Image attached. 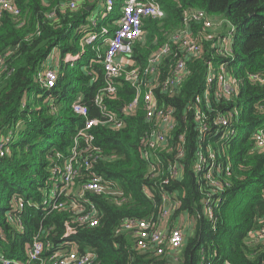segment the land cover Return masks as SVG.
<instances>
[{
    "label": "trees",
    "instance_id": "trees-1",
    "mask_svg": "<svg viewBox=\"0 0 264 264\" xmlns=\"http://www.w3.org/2000/svg\"><path fill=\"white\" fill-rule=\"evenodd\" d=\"M72 0H16L21 10L22 26L8 14L0 18V56L5 57L8 71L0 74V135L12 130L10 152L0 157V231L4 240L2 252L14 258L23 255V245L33 232L19 234L7 221L14 216L12 200L23 196L32 202H41L40 183L47 180L48 168L56 161L55 153L67 155L72 147L76 131L83 127V118L72 112L71 104L78 95L87 107L88 117H98L94 96L102 86L103 70L93 64L84 69L83 62L61 63L54 88L43 89L35 76L41 70L50 52L59 48L62 57L79 50L77 28L85 26L88 4L84 2L75 10L59 11L58 7ZM86 1V0H85ZM100 1V0H95ZM166 12L159 26L147 20L148 38H160L161 30L180 27L182 14L200 10L208 17L222 19L234 31L233 61L230 73L237 81L248 73H264V0H157ZM122 0L118 1L121 3ZM53 16H50L52 12ZM153 42L143 49L136 47L138 62L144 65ZM135 54V53H134ZM208 55H205V59ZM206 61H189L190 75L180 93L168 100L176 108L177 128L175 136L185 132V155L181 160L182 174L178 179L164 185L160 177L147 174L145 162L138 151L139 135L144 127L141 111L127 119L121 131L98 126L92 130L94 144L101 152L95 164L96 172L104 179L114 182L122 197L88 194L99 213V225L83 228L76 238L80 249L90 248L98 255L96 264H262L264 247L249 246L247 235L256 230L264 215V152L254 150L250 131L264 123V114L255 112V104L264 98V87L240 83V93L234 102L212 107L226 111L237 106L239 116L235 121L239 140L230 144L208 139L202 143L205 153L207 143L216 153V160L230 167L226 178L229 187H224L213 196L218 198L212 208V218L202 214L204 180L195 173L194 151L198 135L192 129L191 111L184 114L186 104L201 89ZM83 68V69H82ZM96 78V79H95ZM69 81L64 84V81ZM91 80V84L89 81ZM133 98V91L122 83L115 99L105 104L118 111ZM213 112L210 111V114ZM241 130V131H240ZM207 155V154H206ZM171 159V158H170ZM163 164H166L164 160ZM167 168H163V171ZM39 179V181H37ZM224 180V178H222ZM200 185L203 190H200ZM149 188L148 197L144 188ZM176 194L179 207L175 215L186 214L192 223L193 233L184 242L173 262L166 256H150L132 251L131 239L115 235L122 220L156 219L162 205L163 195ZM18 216V215H17ZM67 213H51L46 216L41 208L24 205L21 215L24 225L56 227L63 230ZM30 227V226H29ZM25 228V227H24ZM31 230V228H30Z\"/></svg>",
    "mask_w": 264,
    "mask_h": 264
},
{
    "label": "built area",
    "instance_id": "built-area-1",
    "mask_svg": "<svg viewBox=\"0 0 264 264\" xmlns=\"http://www.w3.org/2000/svg\"><path fill=\"white\" fill-rule=\"evenodd\" d=\"M81 1L83 0H72L58 9L61 12L75 10ZM118 1L101 0L89 9L85 26L75 30V35L79 36V52L76 55L68 52L62 59H55L50 55L45 67L35 76L36 82L43 89L49 90L57 83L59 64L82 59L85 60L83 70L93 64L99 65L103 70V83L93 102L100 115L88 117L81 95L72 102V112L83 118V127L76 131L67 155L55 153L56 161L51 162L48 168L49 177L38 186L41 202H32L23 196H16L12 200L13 206L8 217L11 212L14 216L7 221L19 234L24 235L26 230L33 232V235L24 242L21 257L10 258L4 255L1 247L3 244H0V264L97 263V253L90 248L81 250L76 240L83 228H95L99 225L98 209L88 194L122 197V193L114 182L102 178L96 172L95 164L101 159V152L94 144L92 130L95 127L121 131L126 127L127 119L141 111L144 127L139 135L138 151L146 164L148 176L160 177V182L164 185L181 176L185 132L175 136L178 122L176 108L168 100L180 93L189 77V61H206L201 89L183 110L184 114L191 111L192 129L198 135L193 168L195 173L201 174L206 186L202 200L204 216L212 218V208L218 200L213 199V196L224 187H229L226 178L230 175V167L226 165L221 170L222 166L216 160V153L209 143L205 153L201 148L202 143L208 139L223 144L239 140L235 127L239 112L235 105L226 111H220L212 107L210 99L216 105L234 102L240 93V83L244 80L249 85L264 87V73H248L245 79L237 81L230 73L233 61V28L224 20L208 17L200 10L183 13L180 27L162 29L160 38L153 39L155 50L149 52L146 64L135 68L132 65L133 55L135 47L143 44L146 38V21L154 20L162 26L166 13L157 0H122L119 5ZM54 13L53 11L50 16ZM4 14L10 15L18 22V26H22L24 18L20 17L21 10L16 0H0V18ZM218 20L219 25L225 27L224 32H215ZM145 45L146 42L142 48ZM7 55L0 56V74L8 71L5 63ZM205 55H208L206 59ZM89 83L91 84V80ZM122 83L133 91V98L118 111H114L104 101L115 99ZM210 111L213 113L210 114ZM255 112L264 114V98L255 104ZM11 137V129L4 130L0 135V157L9 154L8 143ZM249 137L254 150L264 152V123L251 130ZM163 168L167 169L163 171ZM200 190H203L202 185ZM144 192L148 197L152 196L149 188L145 187ZM122 201L123 197L118 203ZM179 204L176 194L163 195L156 219L122 220L115 235L130 238L132 251L137 254L166 256L177 262L184 244L186 217L181 215L183 224L178 222V227L169 228L173 226L167 227L163 223ZM24 205L41 208L46 216L51 213H67L62 232L58 233L55 225L46 226L43 222L38 226L24 225L21 219ZM0 240H4L2 231ZM246 240L249 246L264 247V215L259 220L258 228L250 232Z\"/></svg>",
    "mask_w": 264,
    "mask_h": 264
},
{
    "label": "crops",
    "instance_id": "crops-1",
    "mask_svg": "<svg viewBox=\"0 0 264 264\" xmlns=\"http://www.w3.org/2000/svg\"><path fill=\"white\" fill-rule=\"evenodd\" d=\"M101 1V0H100ZM100 1H95V0H92V2L91 1H85V0H83V1H81L79 4H78V6H80L81 4H83L84 2H87L88 4H86L87 5V7H86V9L88 10V16H89V9H92V7H94V6H96ZM166 13V12H165ZM102 23V22H101ZM175 28H178V27H175ZM145 29L147 30V32H146V38H145V40H144V43L146 42V44H147V42H148V44L149 43H152L153 42V38H148V36H149V33H148V28H147V26H145ZM74 36H76L75 35V32H74ZM143 43V44H144ZM143 44H141V45H137L136 47H139V49H143L142 48V46H143ZM157 44H160V42L159 43H157ZM78 45H79V40H78ZM136 47H135V49H136ZM79 52V50H77L75 53H70V54H72V55H76L77 53ZM135 54L133 55V59H134V61L132 60V65H133V67H135V68H138L139 66H141L140 64H139V62H138V57H139V55L140 54H138V52H134ZM50 55H53V57L55 58V59H62V54H61V52H60V50H59V48H57V47H55L51 52H50V54L47 56V58H46V60L44 61V63H43V65H42V68L41 69H43V67H45V65H46V63H47V61H48V57L50 56ZM149 55V54H148ZM82 58V57H81ZM143 64H146V59H145V63L143 62ZM143 66V65H142ZM58 67H59V65H58Z\"/></svg>",
    "mask_w": 264,
    "mask_h": 264
},
{
    "label": "rangeland",
    "instance_id": "rangeland-1",
    "mask_svg": "<svg viewBox=\"0 0 264 264\" xmlns=\"http://www.w3.org/2000/svg\"><path fill=\"white\" fill-rule=\"evenodd\" d=\"M219 22H220V20L216 21V23H215V28L214 29H215V32L216 33H221V32H224L225 31V27L224 26H220L219 25ZM68 81L69 80L66 79L64 81V84H66ZM240 138L241 137H239V139ZM37 181H39V179ZM181 215L183 217L185 215V217H186V214L185 213L184 214H181ZM181 215H175L174 212H171L169 214L168 218L165 220V223H163V225H166L167 227H169V225L173 226V227H169V228L178 227V222H180L181 224H183V221L181 219ZM184 220H185V218H184ZM184 228H183L184 231H185L184 242L186 243V240L188 239V237H190L191 234L193 233V231H192L193 230L192 223L189 221V219L187 217H186V220H185Z\"/></svg>",
    "mask_w": 264,
    "mask_h": 264
}]
</instances>
